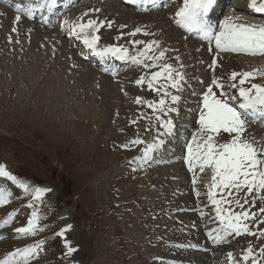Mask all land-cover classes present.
<instances>
[{"label": "rangeland", "instance_id": "rangeland-1", "mask_svg": "<svg viewBox=\"0 0 264 264\" xmlns=\"http://www.w3.org/2000/svg\"><path fill=\"white\" fill-rule=\"evenodd\" d=\"M236 2L228 4L221 16H240L247 22L264 24V17L250 18L255 15H245L244 8L233 11L231 7ZM176 3L182 7L183 0ZM169 4L172 10L173 4ZM238 5L243 7L244 0ZM121 7L111 12L125 16L124 20L117 21L115 15V19L99 20L103 22L100 33H105L102 37L107 39L104 43L116 42L115 45L129 50L128 55L136 56L144 44L133 45V41H158L160 48L156 54L167 50L161 63L171 64L184 73L183 91L178 93L181 96L179 113L170 114L181 124L180 138L186 137L184 131L190 132V139L198 132L199 109L207 88L212 87L220 98L221 89L212 84L213 79L224 86L225 98L236 97V100L238 90L235 92L236 88L230 85L235 83L239 89L244 72L258 73L255 79L245 82L244 88L264 85V57L230 52L217 55L215 45L210 51L204 43L199 46L195 40L183 36V31L176 30L172 20L167 21L172 12H153V17H159L154 21L157 16L138 15L137 10ZM80 11L67 14L74 18L75 24ZM5 13L0 6V165L17 174L31 187L30 191L37 185L50 191L35 199L25 196L29 193L24 190H17L18 196L10 183L11 188L6 191L7 179L0 178V189L10 193L8 206L0 205V215H3L0 260L18 248L22 250L43 242V251L30 264H227L226 261L230 264L227 254L232 252L238 259L248 246L253 248L260 264H264V258L259 257L264 237L229 236L220 245L209 238L208 233L220 227L207 198L210 169L201 173L196 168L198 173L188 177L184 174L185 165L176 166L175 160L170 161L169 167H161L162 159L158 156H152L149 163L135 159L141 156L142 144L131 142L141 139L146 146L158 135L155 120L158 113H153L146 103L135 102L137 97L145 102L161 98L148 89L146 82L150 73L158 69L146 71L135 63L118 77L116 73L111 78L108 73L97 75L70 53V46L58 34L60 30L45 33L32 25L24 26L22 20L15 23ZM111 22L115 27L113 34L108 26ZM137 28L150 35L142 32L130 35ZM211 57L216 59L214 70L207 61ZM233 72L238 74L234 81ZM142 76L146 78L145 83L137 85ZM147 108L150 112H146ZM223 133L215 137L219 139L217 143L231 139L228 133ZM244 136L257 147L264 146L256 129L247 128ZM178 144L183 147L181 141ZM169 146L177 156H182L174 143L170 142ZM239 195L243 198L245 192ZM25 197L29 200L24 201ZM248 199L251 201L253 196ZM30 205L36 210L39 230L35 235L19 234L16 229L27 227L31 219ZM261 207L264 200L256 198L251 211L257 213V220L264 219L259 213ZM248 223L254 232L264 230V223L258 226L252 221ZM69 225L64 237H57ZM66 242L76 249L71 255L65 254Z\"/></svg>", "mask_w": 264, "mask_h": 264}, {"label": "snow or ice", "instance_id": "snow-or-ice-1", "mask_svg": "<svg viewBox=\"0 0 264 264\" xmlns=\"http://www.w3.org/2000/svg\"><path fill=\"white\" fill-rule=\"evenodd\" d=\"M134 2V0H133ZM148 2V0H143ZM154 5L156 0H151ZM216 0H183L182 7L176 12V23L189 32H197L200 37L209 43L214 42L217 55L221 52H230L244 54L249 56H264V24L240 23V16L225 17L218 25L214 26L209 22V13L213 8ZM56 0H38L35 8L24 11V15L28 18H34V12H43L45 9L51 12L55 7ZM249 7L256 13L264 14V0H249ZM22 11L17 9V12ZM87 15V14H85ZM20 16H16V21L20 20ZM82 19V18H81ZM68 24V21L64 22ZM103 23L98 24L95 20H88L87 23H79L69 25V31L78 39H82L83 43L97 55L112 54L118 55L120 59H131L134 63L142 65L146 69H158L150 73L147 79V87L149 90L155 91L160 95L158 101H143L137 97L136 103H146L155 115L158 122V135L153 142L147 144L143 149L142 155L136 157L138 162H146L152 158V155L162 147L164 141L160 140L159 135H171L174 132L175 124L171 119V113L178 114V107L181 96L178 94L183 91L185 83L184 73L179 71L173 65L161 63L164 61L167 50H160L156 54V50L160 48L158 41L150 43L144 41H133V45L144 44L142 50L138 49L137 55L130 57L129 50L120 46H109L100 51H96L97 44L100 39L95 35ZM111 27V24H108ZM15 30V29H14ZM90 30V32H89ZM145 36L150 35L137 28L130 35L141 33ZM211 51V49H209ZM179 61V57L176 58ZM216 65V59H213L212 66ZM183 67V65H180ZM257 72H244L239 80L241 85L238 89L240 102L234 107L229 101H235L236 97H227L223 91V85L216 79L212 84L221 89L220 98H217L212 87H208L206 93L202 97V108L199 109V130L191 138V142L186 145L187 156L185 163L188 165L189 171L199 168L203 173L205 169L211 170V179L208 185L207 198L215 211V218L219 222V229L215 232H209L208 236L216 245L223 244L229 236H258L264 237V230L257 232L252 231V227L248 221L254 223H264V219L257 220V213L251 211V207H255L256 198L264 200V146L257 147L256 144L245 138L244 133L247 124L251 122L249 118L264 117V85L252 84L250 88H244L243 85L249 78H255ZM237 73L233 72L231 79L234 81ZM145 77H141L136 81L137 85L145 83ZM163 81V83H161ZM236 88L235 83L230 85ZM171 90H174L173 94ZM167 117V118H164ZM163 129V133L159 132ZM223 131L231 136V139L225 143H217L215 137ZM133 145L144 144L141 139H135L131 142ZM127 145H125L126 147ZM0 178H6L12 181L25 192L30 191L29 185L21 183L17 177L7 171L6 166L0 165ZM196 180H193L195 185ZM50 189L36 188L34 190L36 198ZM245 192L243 198L240 193ZM10 193L4 189H0V205L8 201ZM197 197L200 193L196 192ZM249 196H253L250 201ZM241 199L243 202H241ZM245 205H250L245 208ZM31 207V205H30ZM239 208L240 211L235 209ZM259 213L264 215V207L259 209ZM11 217L8 218L10 220ZM4 221V224L8 223ZM38 217L35 212L32 218L28 220L27 227L16 229V232L23 235H34L37 228ZM61 230L57 233L63 237L64 232L70 229ZM0 239H3L0 236ZM43 242H38L32 247L17 249L10 253L0 264H30V261L43 251ZM195 248L196 245H190ZM67 248L66 255H71L76 249L65 243ZM259 257L264 258V247L259 249ZM230 264H260V259L254 254L251 246L242 250L241 256L237 259L232 252L227 254Z\"/></svg>", "mask_w": 264, "mask_h": 264}, {"label": "bare ground", "instance_id": "bare-ground-1", "mask_svg": "<svg viewBox=\"0 0 264 264\" xmlns=\"http://www.w3.org/2000/svg\"><path fill=\"white\" fill-rule=\"evenodd\" d=\"M229 1V0H228ZM178 2V1H177ZM224 4L227 2V0L226 1H222ZM238 2H240V0H237V2L234 4V5H232V7H231V9H233V11H241V9H245V7H242L241 5H238ZM86 5H89L90 7H94V9H95V7L97 8H105L106 10H102V9H100L99 11H95V12H88V11H86V9H81V11L78 13V16H76L75 17V20H76V24H79V23H87V21L88 20H95V21H97V23L98 24H100V23H103V22H101V21H99V20H101V18L102 17H107L108 18V20L109 19H111V18H114V15L115 16H117V21H119L120 22V20H124V17L125 16H119V15H117L116 13L117 12H111V11H114L115 9H117V8H115V7H117L116 6V4L114 3H110V2H108V1H104V0H102L101 2H98L97 0H93V1H91V2H89V3H84V4H82L81 5V8H84ZM79 7V6H78ZM123 9H125V8H123ZM161 9V8H160ZM125 11H127V10H125ZM166 12H172L173 13V15H170L169 17H168V19H167V21L168 20H172V23H173V21L174 20H176V16H175V13H174V11L173 10H171V9H167V10H165ZM176 11V10H175ZM122 12V11H121ZM85 14H87V15H85ZM111 14H113V15H111ZM132 14V13H131ZM131 14H127V16H129V15H131ZM157 14V13H156ZM159 14V13H158ZM139 15V14H138ZM145 16H152L153 17V15H151V14H147V15H145ZM155 16H157V15H155ZM155 16L153 17V18H155ZM228 16H230V15H228ZM12 18H14V16H11ZM10 17V18H11ZM96 17H98V18H96ZM158 17V16H157ZM82 18V19H81ZM115 19V18H114ZM242 19V18H241ZM244 19V18H243ZM159 20V17L158 18H155V20L154 21H158ZM117 21H114V22H116V23H118ZM151 21H153V20H151ZM151 21H149V22H151ZM169 22V21H168ZM240 23L242 22V23H249V24H251V23H253L251 20L250 21H242V20H240L239 21ZM262 22H259V23H255V24H261ZM102 29H103V27L101 28V30H100V32L102 31ZM57 31L58 30H62V29H60V28H57L56 29ZM114 31H115V27L114 26H112L111 25V28H110V32L113 34L114 33ZM89 32H90V30H89ZM99 32V33H100ZM58 34L60 35V33L58 32ZM65 43V42H64ZM63 43V44H64ZM65 45V44H64ZM63 47V46H62ZM66 47V46H65ZM68 47V46H67ZM215 49V48H214ZM70 52V51H69ZM71 53V52H70ZM220 59H222V56L220 55ZM220 59H218V60H220ZM225 59V58H224ZM123 65V64H122ZM91 67V69L90 70H92V69H94L92 66H90ZM90 67H87V66H85V68H90ZM81 73V72H80ZM82 75H84V73H81ZM97 74V73H96ZM98 75V74H97ZM30 78V77H29ZM34 78V77H33ZM83 83V82H82ZM199 100V99H198ZM146 112H150V109L149 108H147L146 109ZM195 113V112H194ZM197 114V113H196ZM143 128V127H142ZM247 128H250V129H252V130H255L256 129V131H257V133H258V136L264 141V136H262V133L258 130V127L255 125V124H247ZM144 129V128H143ZM224 134V133H223ZM225 136V135H224ZM222 137V136H221ZM225 139H227V138H225ZM132 145V144H131ZM167 155V154H166ZM168 155H171V153L169 152V154Z\"/></svg>", "mask_w": 264, "mask_h": 264}]
</instances>
